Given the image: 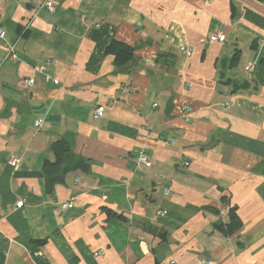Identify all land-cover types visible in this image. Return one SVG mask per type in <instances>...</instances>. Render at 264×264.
I'll list each match as a JSON object with an SVG mask.
<instances>
[{
	"label": "crops",
	"instance_id": "obj_1",
	"mask_svg": "<svg viewBox=\"0 0 264 264\" xmlns=\"http://www.w3.org/2000/svg\"><path fill=\"white\" fill-rule=\"evenodd\" d=\"M42 2L0 0V264H264V0ZM57 139L84 165L48 186Z\"/></svg>",
	"mask_w": 264,
	"mask_h": 264
},
{
	"label": "trees",
	"instance_id": "obj_2",
	"mask_svg": "<svg viewBox=\"0 0 264 264\" xmlns=\"http://www.w3.org/2000/svg\"><path fill=\"white\" fill-rule=\"evenodd\" d=\"M252 46H255L254 42ZM105 52L113 55L115 65L123 70L126 68V63L132 58L133 48L124 42L112 40L106 47ZM239 52V49L236 48L232 57V64L237 61ZM51 150L54 153L55 161H47L43 165V171L48 186L60 181L62 175L66 171L72 169L73 167L84 165V161L81 158H75L70 153L67 142L64 139H57L53 141L51 144ZM221 201H226L225 197H222ZM241 226L242 222L236 213L235 206L228 208L226 220L219 218L216 223V228L225 235L235 232L241 228Z\"/></svg>",
	"mask_w": 264,
	"mask_h": 264
},
{
	"label": "built area",
	"instance_id": "obj_3",
	"mask_svg": "<svg viewBox=\"0 0 264 264\" xmlns=\"http://www.w3.org/2000/svg\"><path fill=\"white\" fill-rule=\"evenodd\" d=\"M57 1L58 0H43L41 6L43 8H45L49 13H53L55 11ZM31 15L33 16V11L31 13ZM0 39L2 40L3 47H4L5 51H6V56L15 57L14 44L8 42L5 39L4 32H3L2 28H0ZM224 39H225V35L222 32L214 33V34H212L210 36V40H213V41L217 40L219 42H222ZM181 49H182V52H183L184 55L187 56V55L191 54V50L190 49L184 48V47H182ZM247 69L248 70L252 69V65H249L247 67ZM33 70H35L37 72H44L45 65L44 64H38V65L33 67ZM21 84L24 85V86H31L33 84V78H31V77L23 78L22 81H21ZM104 108H105V106H103V105L96 106L95 109L93 110V117L94 118L101 117L103 112H104ZM191 111H192V108L190 106H183L182 107V112H183V116H184L185 120L189 119ZM40 124H41V120L37 119V120L34 121L33 126L34 127H38ZM166 141H172V139L167 138ZM7 162L13 169L16 170V169L19 168L20 158L15 156V155H11L7 159ZM136 164H137L138 167H141L143 165L144 166H150L152 164V160L150 159V157L144 151L141 150L140 152H138V155H137V158H136ZM184 164L186 165L187 162H185ZM164 192L168 193L169 192V188L164 189ZM22 204H23V199L18 200L16 202L17 206H22ZM70 205H71V201L69 200V201L61 203L60 207L62 209H65V208L69 207ZM220 213H221L222 220H224V216H225L224 211L221 210ZM157 214L160 215V216H163L165 214V211L159 210V211H157ZM172 263H173V261H171V264ZM205 264H209V262L205 261Z\"/></svg>",
	"mask_w": 264,
	"mask_h": 264
}]
</instances>
